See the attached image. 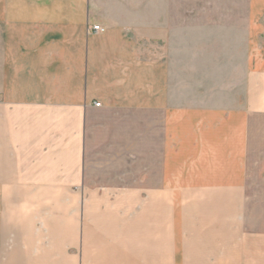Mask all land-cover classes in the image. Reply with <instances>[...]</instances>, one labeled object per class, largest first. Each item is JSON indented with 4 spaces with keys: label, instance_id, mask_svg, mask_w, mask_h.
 Returning a JSON list of instances; mask_svg holds the SVG:
<instances>
[{
    "label": "crops",
    "instance_id": "crops-1",
    "mask_svg": "<svg viewBox=\"0 0 264 264\" xmlns=\"http://www.w3.org/2000/svg\"><path fill=\"white\" fill-rule=\"evenodd\" d=\"M169 4L0 0V264H264V0L190 101Z\"/></svg>",
    "mask_w": 264,
    "mask_h": 264
},
{
    "label": "rangeland",
    "instance_id": "rangeland-1",
    "mask_svg": "<svg viewBox=\"0 0 264 264\" xmlns=\"http://www.w3.org/2000/svg\"><path fill=\"white\" fill-rule=\"evenodd\" d=\"M172 1L168 0V4ZM182 7V22L180 25L177 22V29L169 33L168 45L170 55L183 62V83L187 92L184 100L191 98L192 68L199 69L200 84L219 82L237 87L238 67L246 58V0H198L197 3L182 0ZM194 7L195 12L191 9ZM254 162L256 172L252 182L264 184V160Z\"/></svg>",
    "mask_w": 264,
    "mask_h": 264
},
{
    "label": "built area",
    "instance_id": "built-area-1",
    "mask_svg": "<svg viewBox=\"0 0 264 264\" xmlns=\"http://www.w3.org/2000/svg\"><path fill=\"white\" fill-rule=\"evenodd\" d=\"M93 28H94L95 31H103V30L105 29V28L102 27L100 24H99V25H94ZM100 105H101L100 102H97V103H96V106H100Z\"/></svg>",
    "mask_w": 264,
    "mask_h": 264
}]
</instances>
